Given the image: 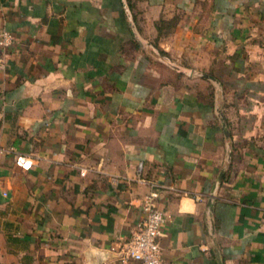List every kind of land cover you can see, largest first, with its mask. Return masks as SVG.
Returning a JSON list of instances; mask_svg holds the SVG:
<instances>
[{"label": "crops", "instance_id": "crops-1", "mask_svg": "<svg viewBox=\"0 0 264 264\" xmlns=\"http://www.w3.org/2000/svg\"><path fill=\"white\" fill-rule=\"evenodd\" d=\"M0 264H264V0H0ZM140 164L142 168L140 169Z\"/></svg>", "mask_w": 264, "mask_h": 264}, {"label": "built area", "instance_id": "built-area-1", "mask_svg": "<svg viewBox=\"0 0 264 264\" xmlns=\"http://www.w3.org/2000/svg\"><path fill=\"white\" fill-rule=\"evenodd\" d=\"M14 41L8 31L0 32V68L6 66L5 53ZM0 152H15V162L25 170L33 166V160L26 154L16 152L15 147H4L0 144ZM142 164H140V169ZM145 219L139 223L133 237L124 244L121 250L122 264H175L167 262L163 257L161 236L166 225V215L159 202V193L150 192L144 200Z\"/></svg>", "mask_w": 264, "mask_h": 264}]
</instances>
